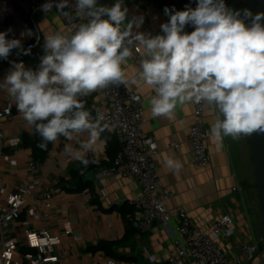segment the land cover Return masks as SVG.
<instances>
[{
  "label": "clouds",
  "instance_id": "9594fccd",
  "mask_svg": "<svg viewBox=\"0 0 264 264\" xmlns=\"http://www.w3.org/2000/svg\"><path fill=\"white\" fill-rule=\"evenodd\" d=\"M68 6L69 0L55 4L59 12ZM53 7L48 0L41 10L47 13ZM75 9L77 17L88 18L86 23L71 35H47L39 68L13 62L0 82L41 138L37 144L41 150L63 136L79 143V148L65 146L69 157L88 165L87 153L103 148L107 141L101 134L109 126L102 123L105 117L99 111L92 117L82 98L127 85L123 65L133 49L140 55L139 79L154 92L150 99L154 118L171 120L178 105L203 102L218 113L209 133L215 141L264 133V12L234 11L225 0H197L194 9L166 7L169 20L160 26L163 34L152 36L134 31L144 18L128 20L123 0L111 7L98 6L97 0H76ZM186 26L194 30L187 33ZM11 31L0 32V59L7 60L13 49L17 55H30L31 46L24 48L21 40L7 38ZM85 134L87 139L80 141ZM166 164L176 170L182 167L171 158Z\"/></svg>",
  "mask_w": 264,
  "mask_h": 264
},
{
  "label": "crops",
  "instance_id": "0c3cea01",
  "mask_svg": "<svg viewBox=\"0 0 264 264\" xmlns=\"http://www.w3.org/2000/svg\"><path fill=\"white\" fill-rule=\"evenodd\" d=\"M16 2L18 8L26 15V20L30 21L28 11L32 7V0ZM115 3L116 0H97L98 6L111 7ZM123 5L129 9L128 20L133 16L142 15L144 18L141 27L134 31L150 33L152 36L163 34L160 26L169 20L164 13L166 7L175 8L177 11L185 10L175 0H123ZM36 21L43 36L40 44L42 47L47 35L56 32L71 35L53 9L37 16ZM193 30L192 26H186L184 31L190 33ZM7 38L20 40V34L10 32ZM21 43L25 46L27 42ZM30 62H26L28 69L37 70L41 59L36 61V65H31ZM123 68L129 80L125 85L128 92L141 98L145 110L146 122L143 132L152 137L158 145L154 159L162 184L173 194L169 201V210L173 215L171 230L166 231L162 226L155 224L147 233H139L133 226L135 210L130 206L131 201L141 196L139 184L120 177L98 178V173L113 162L109 151L113 144L118 143L113 133L105 130L101 134V139L107 141L103 148L96 153H87L89 162L103 166L93 171L95 178L92 187L81 193L74 192L79 185L75 183L72 173L79 171L84 165L69 157L65 151L66 145L79 148V143L60 136L54 142L45 164L40 168L39 177L42 181L41 189L55 188L60 189L62 193L55 199L54 209L47 213L40 211L28 220L32 228H49L55 237L61 238L62 242L55 247L54 253L58 262L48 264H108L111 257L102 251H94L101 243L116 244L114 259L122 264H167V257L177 250V243L182 240L177 233L178 210L187 212L193 225L203 229H209L212 222L225 215L232 216L237 227L236 234L230 243L220 242L222 249L230 256L240 257V246L245 242L257 243L261 248L264 231L260 224V202L254 186L246 181L244 136L239 139L224 137L222 142H217L212 137L209 141L210 165L204 169L197 168L193 164L192 146L189 141L194 123L192 103L178 105L174 119L169 120L163 116L154 118L150 110V99L154 92L139 79L140 62L134 49L133 56L126 61ZM6 98L11 97L3 89V100ZM83 98L87 102L85 107L91 110V114L106 108L105 89ZM11 100L13 117L5 123V140L0 151V189L5 188L9 193L29 183L28 165L32 152L20 148L17 144H20L25 133L34 129L27 124L22 114L17 111L14 100ZM217 114L214 106H208L206 123L209 129ZM86 139L87 134L79 137L80 141ZM176 144L180 146L179 149L173 148ZM6 156L16 165L8 163ZM169 158L178 161L182 167L179 170L168 167L166 160ZM26 219L24 210L20 221L12 227V232L20 244L24 243L22 221ZM67 224L74 235L78 236L77 239L64 236ZM245 264H264V251H260L254 261Z\"/></svg>",
  "mask_w": 264,
  "mask_h": 264
},
{
  "label": "built area",
  "instance_id": "2783aa9c",
  "mask_svg": "<svg viewBox=\"0 0 264 264\" xmlns=\"http://www.w3.org/2000/svg\"><path fill=\"white\" fill-rule=\"evenodd\" d=\"M32 2V7L28 11L30 15L28 21L18 11L13 0H0V31L12 29L11 32L19 33L21 42H27L24 48L31 46V53L40 46L43 39L36 18L45 14L41 6L48 0H32ZM52 2L54 4L52 9L71 34L80 23L87 22V17L76 16V0H69V6L63 12H59L55 7L60 0H52ZM65 12L69 15H64ZM21 33L25 35L22 36ZM17 52L18 50L13 49L7 60L0 59V82H3L12 69L13 62L23 63L28 69L22 58L30 55H17ZM135 54L140 62V55L136 52ZM105 94L107 105L103 111H100L105 117L102 123L109 126L108 130L115 135L120 149L112 164L98 173V178L120 177L136 181L142 192L138 199L130 202V206L135 210L132 220L134 228L144 234L158 224L169 231L173 219L169 210V201L173 198V194L162 184L155 165L154 158L158 145L152 137L146 136L143 132L146 117L141 98L130 94L125 85L105 88ZM11 103V98L3 100V88H0V151L5 140V123L13 117ZM191 103L194 109V123L190 130L189 141L192 146L193 164L197 168L204 169L211 162L209 141L212 137L206 123L208 105L203 102ZM91 115L95 118L97 113ZM179 147L178 144L173 146L175 149ZM5 160L12 166L16 165L7 156ZM44 164L36 163L31 157L28 165L29 183L19 186L13 193L7 192L5 188L0 189V264L58 262V257L54 256V253L55 247L62 242L61 238L55 237L49 228L37 230L32 228L28 221L40 211L47 213L54 209L55 199L62 193L60 189L55 188L41 189L39 171ZM24 210L27 219L22 221L24 243L20 244L12 232V227L20 221ZM176 216L179 220L177 233L182 240L177 243V250L167 257V264H245L254 261L260 254V246L251 242H245L240 246V257L230 256L222 249L220 242L230 243L237 230L235 221L230 215L215 220L209 229L194 226L188 213L183 210H178ZM64 236L78 238L68 224L64 228ZM108 264L122 263L109 259Z\"/></svg>",
  "mask_w": 264,
  "mask_h": 264
},
{
  "label": "water",
  "instance_id": "95a60500",
  "mask_svg": "<svg viewBox=\"0 0 264 264\" xmlns=\"http://www.w3.org/2000/svg\"><path fill=\"white\" fill-rule=\"evenodd\" d=\"M179 2L185 9L190 6L196 7L197 0H175ZM225 4L234 11L250 10L253 15L264 12V0H225ZM243 18V17H241ZM246 24H250V20H245ZM264 24V21H261ZM192 32V31H191ZM190 32V33H191ZM45 55L44 47H37L30 57L33 60H40ZM91 113L89 108H86ZM249 147L250 160L253 166V176L255 179L254 189L258 193L260 202V224L264 231V133H256L251 136H244ZM95 173L90 172L78 182L79 187L92 185L94 183Z\"/></svg>",
  "mask_w": 264,
  "mask_h": 264
},
{
  "label": "trees",
  "instance_id": "16d2710c",
  "mask_svg": "<svg viewBox=\"0 0 264 264\" xmlns=\"http://www.w3.org/2000/svg\"><path fill=\"white\" fill-rule=\"evenodd\" d=\"M16 4V7L20 13L26 18V15L22 12L21 9L18 8V4L16 0H13ZM22 60L25 62H30L31 65H36V60H33L30 56L29 57H23ZM84 103H87L84 98H82ZM41 138L39 137L38 134H35L34 129L31 132L25 133L22 137V140L19 144V147L22 149L30 150L32 152L31 157L33 160L38 163V164H44L50 154V152L53 149L54 142L53 143H48L47 149L46 150H41L40 148L37 147V144L40 142ZM112 142H110L111 144ZM120 146L118 143H115L111 146L110 148V158L111 161L114 160V158L117 156L119 153ZM103 165L102 164H96L95 162H89L88 165L80 169L79 171L73 172V179L75 183L78 184V180L82 178L83 176H86L88 173L93 172L99 168H101ZM92 185H85L84 187H77L74 192L81 193L87 189H90ZM133 231V230H131ZM115 247L116 244L114 243H101L97 247H95L94 251H102L107 254V256L111 257L114 259L116 257L115 254ZM261 251L263 250V247L261 246L260 248ZM23 253H25L24 250H22Z\"/></svg>",
  "mask_w": 264,
  "mask_h": 264
},
{
  "label": "rangeland",
  "instance_id": "374dc122",
  "mask_svg": "<svg viewBox=\"0 0 264 264\" xmlns=\"http://www.w3.org/2000/svg\"><path fill=\"white\" fill-rule=\"evenodd\" d=\"M243 142L245 144L244 145L243 159H244V170H245L246 175H247V180L246 181H247L248 184L254 186L255 179H254V176H253V166H252V163H251V160H250L249 147L247 146V144L245 142V139H243ZM262 247L264 249V232H263Z\"/></svg>",
  "mask_w": 264,
  "mask_h": 264
}]
</instances>
